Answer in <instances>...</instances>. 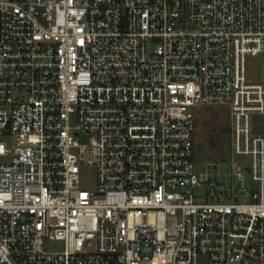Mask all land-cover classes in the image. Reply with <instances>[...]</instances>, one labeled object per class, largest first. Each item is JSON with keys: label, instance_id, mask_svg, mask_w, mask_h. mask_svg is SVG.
Returning a JSON list of instances; mask_svg holds the SVG:
<instances>
[{"label": "built area", "instance_id": "1", "mask_svg": "<svg viewBox=\"0 0 264 264\" xmlns=\"http://www.w3.org/2000/svg\"><path fill=\"white\" fill-rule=\"evenodd\" d=\"M258 53L264 0H0V264H264ZM195 107L230 111V191Z\"/></svg>", "mask_w": 264, "mask_h": 264}, {"label": "rangeland", "instance_id": "2", "mask_svg": "<svg viewBox=\"0 0 264 264\" xmlns=\"http://www.w3.org/2000/svg\"><path fill=\"white\" fill-rule=\"evenodd\" d=\"M249 78L264 83V53H258L248 58ZM196 115L195 130V170L202 178L209 177L210 182L219 187L224 193L230 191L231 176V146H230V124L231 114L226 107H195ZM259 128L264 133V115L257 116ZM8 140L7 133L0 134V141ZM81 143H93L96 135L93 133H79ZM237 159L245 166L243 171L246 185L252 190L256 188L251 181L248 156H238ZM1 160V158H0ZM82 169L81 186L94 190L97 185V168L87 159L80 162ZM203 179V180H204ZM197 200L204 201L210 195L212 189L206 184L195 187ZM212 198V197H210ZM217 200V196L214 197ZM212 200V199H210ZM54 246L62 247L61 241L47 242Z\"/></svg>", "mask_w": 264, "mask_h": 264}]
</instances>
